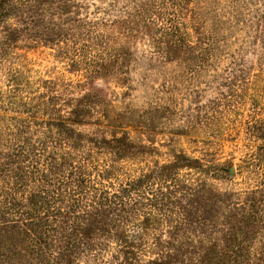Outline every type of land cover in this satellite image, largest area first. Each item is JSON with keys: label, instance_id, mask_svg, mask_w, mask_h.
Listing matches in <instances>:
<instances>
[{"label": "rangeland", "instance_id": "obj_1", "mask_svg": "<svg viewBox=\"0 0 264 264\" xmlns=\"http://www.w3.org/2000/svg\"><path fill=\"white\" fill-rule=\"evenodd\" d=\"M31 1L32 10L0 22V133L22 102L39 92L54 95L71 119L72 111L85 113L84 125L74 126L83 133L129 137L135 147L123 162L129 175H180L229 202L243 194L248 205L258 189L252 242H264V0L169 6L173 22L157 27L193 45L172 58L159 56L160 44L149 36L118 33V21L144 0ZM117 53L120 64L110 60ZM88 67L104 68L88 74ZM87 102L98 114L84 110ZM202 193L193 201L183 197L167 220L150 227L181 228V240L191 237L199 247L202 236L185 228H198L203 214L195 201ZM154 257L147 252L141 261Z\"/></svg>", "mask_w": 264, "mask_h": 264}, {"label": "trees", "instance_id": "obj_2", "mask_svg": "<svg viewBox=\"0 0 264 264\" xmlns=\"http://www.w3.org/2000/svg\"><path fill=\"white\" fill-rule=\"evenodd\" d=\"M144 1L136 3L134 15L118 21L121 37L149 36L160 44L156 53L167 58L193 48L183 35L157 27L158 21L173 22L167 9H178L183 0ZM26 10H32L31 0H0V22ZM110 57L123 62L119 53ZM102 68L85 70L96 74ZM57 101L37 93L0 133V264H264V242H252L258 189L248 194V205L243 194L229 202L203 185L193 188L180 175H129L123 164L135 149L129 137L85 134L74 127L84 125L85 113L72 111L71 119ZM84 110L98 114L88 102ZM200 192L198 228H185L202 236L199 247L191 237L181 240V228L150 227L167 220L180 199L198 198ZM186 244L193 250L183 252ZM147 252L156 257L143 263Z\"/></svg>", "mask_w": 264, "mask_h": 264}, {"label": "water", "instance_id": "obj_3", "mask_svg": "<svg viewBox=\"0 0 264 264\" xmlns=\"http://www.w3.org/2000/svg\"><path fill=\"white\" fill-rule=\"evenodd\" d=\"M231 170H233V169H231Z\"/></svg>", "mask_w": 264, "mask_h": 264}]
</instances>
